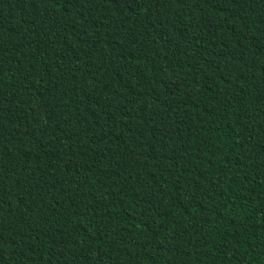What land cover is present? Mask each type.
<instances>
[{
    "label": "trees",
    "instance_id": "1",
    "mask_svg": "<svg viewBox=\"0 0 264 264\" xmlns=\"http://www.w3.org/2000/svg\"><path fill=\"white\" fill-rule=\"evenodd\" d=\"M0 264H264V0H0Z\"/></svg>",
    "mask_w": 264,
    "mask_h": 264
}]
</instances>
